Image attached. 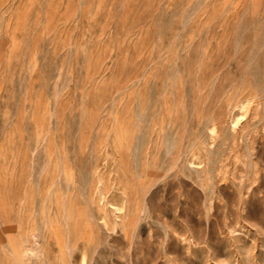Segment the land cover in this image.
I'll use <instances>...</instances> for the list:
<instances>
[{
	"label": "rangeland",
	"instance_id": "rangeland-1",
	"mask_svg": "<svg viewBox=\"0 0 264 264\" xmlns=\"http://www.w3.org/2000/svg\"><path fill=\"white\" fill-rule=\"evenodd\" d=\"M0 264H264V0H0Z\"/></svg>",
	"mask_w": 264,
	"mask_h": 264
},
{
	"label": "bare ground",
	"instance_id": "bare-ground-1",
	"mask_svg": "<svg viewBox=\"0 0 264 264\" xmlns=\"http://www.w3.org/2000/svg\"><path fill=\"white\" fill-rule=\"evenodd\" d=\"M249 105H250V101L249 100L240 101V102H238L235 105V107H237L241 111V114H238V115L233 114L232 119H233V122L235 124L238 123L244 117V114L246 113L247 108L249 107ZM210 128H211L210 130L213 133L216 132V126L215 125H212Z\"/></svg>",
	"mask_w": 264,
	"mask_h": 264
}]
</instances>
